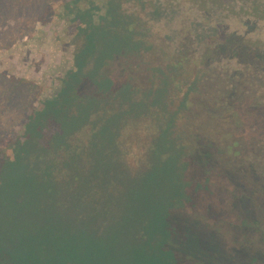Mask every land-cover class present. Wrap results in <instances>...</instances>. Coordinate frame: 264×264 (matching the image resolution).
I'll return each instance as SVG.
<instances>
[{"label": "trees", "instance_id": "trees-1", "mask_svg": "<svg viewBox=\"0 0 264 264\" xmlns=\"http://www.w3.org/2000/svg\"><path fill=\"white\" fill-rule=\"evenodd\" d=\"M58 15L70 68L0 138V264H203L182 246L205 252L209 220L258 231L264 0H65Z\"/></svg>", "mask_w": 264, "mask_h": 264}, {"label": "rangeland", "instance_id": "rangeland-1", "mask_svg": "<svg viewBox=\"0 0 264 264\" xmlns=\"http://www.w3.org/2000/svg\"><path fill=\"white\" fill-rule=\"evenodd\" d=\"M64 1L0 0V138L19 129L30 106L55 93L70 68L74 46L68 24L58 15ZM114 68L123 72L122 66ZM150 72L138 68L135 74L147 81ZM51 135L53 132H48L45 139ZM240 223L237 219L209 220V230H219V234L211 236L206 251H199L191 239L182 251L203 264H245L253 257L264 264V222L258 231L238 229Z\"/></svg>", "mask_w": 264, "mask_h": 264}]
</instances>
